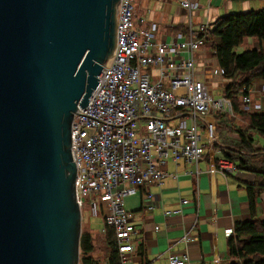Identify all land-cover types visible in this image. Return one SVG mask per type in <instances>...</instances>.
Instances as JSON below:
<instances>
[{
	"label": "water",
	"instance_id": "95a60500",
	"mask_svg": "<svg viewBox=\"0 0 264 264\" xmlns=\"http://www.w3.org/2000/svg\"><path fill=\"white\" fill-rule=\"evenodd\" d=\"M120 0H0V264H79L71 124L116 46Z\"/></svg>",
	"mask_w": 264,
	"mask_h": 264
},
{
	"label": "built area",
	"instance_id": "2783aa9c",
	"mask_svg": "<svg viewBox=\"0 0 264 264\" xmlns=\"http://www.w3.org/2000/svg\"><path fill=\"white\" fill-rule=\"evenodd\" d=\"M191 11L190 0H180ZM134 0H120L116 15V46L109 69L103 67L87 106L71 124V156L76 165L75 196L94 210L105 203L104 228L112 229L120 264H131L135 235L133 214L125 201L145 190L146 210L155 208L149 188L167 178L164 166L183 160L193 169L184 176H199L198 164L216 143L215 112L232 113L224 96L215 99L196 72V52L213 41L208 24L185 38L157 42L155 28H143ZM215 77L225 71L216 67ZM249 103V95L244 97ZM202 130V134L200 131ZM229 161L212 157L209 173L235 171ZM99 200V201H98ZM181 208L166 211L170 217ZM232 233L230 234V236ZM188 256L172 254L168 264H188Z\"/></svg>",
	"mask_w": 264,
	"mask_h": 264
},
{
	"label": "crops",
	"instance_id": "0c3cea01",
	"mask_svg": "<svg viewBox=\"0 0 264 264\" xmlns=\"http://www.w3.org/2000/svg\"><path fill=\"white\" fill-rule=\"evenodd\" d=\"M141 1V7L145 10L140 17L137 12L135 16L144 20L141 27L155 28L154 39L160 42L185 38L189 26L194 31L202 24H208L212 28L218 19L236 13V10H248L253 0H190L191 11L183 9L180 0ZM158 5L161 6V13L156 11ZM214 44L215 41L205 44L208 55L201 50L202 57H196V67L205 63L219 67ZM245 44L246 49L238 54L264 47V43L252 39ZM197 76L206 85L208 75L197 72ZM249 99V103L243 107L244 111L264 112V80L254 83ZM200 133L202 134V130ZM212 157L218 155L214 150H208L198 164V178L184 176L186 172L192 171L190 164L183 160L178 163L169 160L164 166L168 176L163 184L149 188L155 206L152 212H148L145 207V190H140L137 196L125 201L126 210L133 214L136 232L132 239L134 251L131 254V264H168L172 254L188 256V264H228V240L234 225L252 220L247 188L254 184L256 176L237 170L211 175L208 169ZM182 200L188 203L182 207L181 215H164L166 211L181 208ZM98 206L102 209L95 208L98 213H91L101 218H83L84 227L86 226V233L92 236L94 242L98 237L99 243L102 240L104 245L102 257L97 253L94 258L98 264H108L106 235L102 232L106 205L102 202ZM256 207L255 219L264 221V191L256 199Z\"/></svg>",
	"mask_w": 264,
	"mask_h": 264
},
{
	"label": "trees",
	"instance_id": "16d2710c",
	"mask_svg": "<svg viewBox=\"0 0 264 264\" xmlns=\"http://www.w3.org/2000/svg\"><path fill=\"white\" fill-rule=\"evenodd\" d=\"M211 34L217 64L226 74L222 78V96L232 108L231 114H214L218 139L213 149L237 171L256 176L254 184L247 188L252 220L234 225L228 240V264H264V221L255 219L256 199L264 191V147L257 146L255 135L264 138V112L243 110L244 97L249 95L257 80H264V47L236 53L249 39L264 43V8L220 18L214 23ZM104 235L108 264H120L113 230L106 228ZM80 249L81 264H98L94 258L95 242L90 234H82Z\"/></svg>",
	"mask_w": 264,
	"mask_h": 264
},
{
	"label": "rangeland",
	"instance_id": "374dc122",
	"mask_svg": "<svg viewBox=\"0 0 264 264\" xmlns=\"http://www.w3.org/2000/svg\"><path fill=\"white\" fill-rule=\"evenodd\" d=\"M141 0H134V6L137 9L136 12L139 15V17L143 14L144 12V8L141 7ZM264 8V0H253L251 3V7L248 8V10L245 11H241V10H236V13L234 14H239V13H244V12H248V11H259L261 9ZM156 11L158 13H161V6L158 5L156 8ZM246 49V44L240 48H238L236 50V53H239L242 50ZM202 50V51H201ZM200 51L203 52L204 54L208 55V48H205L204 46H201L200 49L196 52L195 57H199L201 58L202 55L200 54ZM210 58V54L209 57ZM216 67L214 65H211L210 63H205L203 66H197L196 67V72H200V73H206L208 75V82H205L207 85V88L209 89V94L215 98V99H220L223 93V81H222V77H215L212 74L213 68ZM206 81V80H204ZM218 134V132H217ZM228 136L232 139H236V137L233 134H228ZM255 139L257 141V146L258 147H264V138L260 137L259 135H255ZM215 144V143H214ZM213 144V146H214ZM213 146L209 149V150H214ZM98 208V207H97ZM98 213V211L93 210L91 211L90 207H89V199L85 198L84 199V207L82 209V224H81V236L82 234H84V232L87 231L86 226L84 227V219L83 218H101V217H97L95 215H93V213ZM95 230H97L95 228ZM104 249V245L102 240H100V243L98 241V237H96V241H95V255L98 253L100 257H102V253L101 251H103ZM80 254H81V249H80ZM79 264H81V255H80V260H79Z\"/></svg>",
	"mask_w": 264,
	"mask_h": 264
},
{
	"label": "clouds",
	"instance_id": "9594fccd",
	"mask_svg": "<svg viewBox=\"0 0 264 264\" xmlns=\"http://www.w3.org/2000/svg\"><path fill=\"white\" fill-rule=\"evenodd\" d=\"M97 208V207H96ZM95 210V209H94ZM91 211H93V210H91ZM81 212H82V210H81ZM232 234H233V232H232Z\"/></svg>",
	"mask_w": 264,
	"mask_h": 264
},
{
	"label": "bare ground",
	"instance_id": "6f19581e",
	"mask_svg": "<svg viewBox=\"0 0 264 264\" xmlns=\"http://www.w3.org/2000/svg\"><path fill=\"white\" fill-rule=\"evenodd\" d=\"M118 255V254H117Z\"/></svg>",
	"mask_w": 264,
	"mask_h": 264
}]
</instances>
